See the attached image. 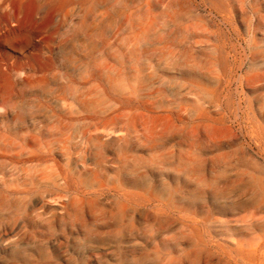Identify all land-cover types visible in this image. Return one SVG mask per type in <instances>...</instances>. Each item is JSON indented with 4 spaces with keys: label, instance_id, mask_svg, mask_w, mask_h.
I'll use <instances>...</instances> for the list:
<instances>
[{
    "label": "rangeland",
    "instance_id": "obj_1",
    "mask_svg": "<svg viewBox=\"0 0 264 264\" xmlns=\"http://www.w3.org/2000/svg\"><path fill=\"white\" fill-rule=\"evenodd\" d=\"M37 2H0V264H264V0Z\"/></svg>",
    "mask_w": 264,
    "mask_h": 264
},
{
    "label": "bare ground",
    "instance_id": "obj_2",
    "mask_svg": "<svg viewBox=\"0 0 264 264\" xmlns=\"http://www.w3.org/2000/svg\"><path fill=\"white\" fill-rule=\"evenodd\" d=\"M6 1H10V0H0V2H2V3H4L5 4V2ZM16 1V0H15ZM19 0H17V2H18ZM21 2V1H20ZM31 2L32 3H38L37 2V0H31ZM10 3V2H9ZM1 8V7H0ZM34 9V8H33ZM38 9V7H35V9H34V11H36ZM40 9V8H39ZM33 11V10H32ZM32 11H31V13H32ZM38 11V10H37ZM36 11V12H37ZM35 12V13H36ZM0 13L2 14V17H3V20H4V22L5 23H7V28L9 29V31H10V34H8V36H6V37H3V43H4V45H5V43L6 44H8V45H16V44H18L17 42H20L19 44H21L22 42H25L26 40H25V37H24V39L22 40V42H21V35L20 34H18V33H20L21 32V30H24V28L25 27H27L28 28V26H29V22H31L30 20H21L20 18H16L15 19V23H14V26L17 28V29H12V26L10 25V23H11V19L10 18H12L11 17V15H10V13L11 12H3L2 13V11L0 10ZM34 13V14H35ZM12 14V13H11ZM16 15V14H15ZM32 16V15H31ZM34 16V15H33ZM17 17V16H16ZM28 18V17H27ZM14 21V20H13ZM35 23V22H34ZM36 25V24H35ZM8 32V31H7ZM23 32V31H22ZM25 32V31H24ZM26 33V32H25ZM24 34V33H23ZM27 34V33H26ZM32 34V33H31ZM31 34H29V35H31ZM22 38H23V36H22ZM30 39V38H29ZM25 40V41H24Z\"/></svg>",
    "mask_w": 264,
    "mask_h": 264
}]
</instances>
